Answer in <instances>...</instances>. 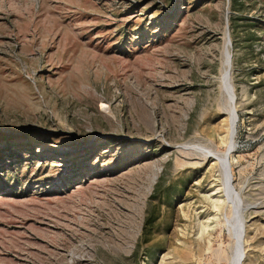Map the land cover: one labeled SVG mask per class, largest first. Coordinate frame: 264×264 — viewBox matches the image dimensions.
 Wrapping results in <instances>:
<instances>
[{
  "label": "rangeland",
  "instance_id": "obj_1",
  "mask_svg": "<svg viewBox=\"0 0 264 264\" xmlns=\"http://www.w3.org/2000/svg\"><path fill=\"white\" fill-rule=\"evenodd\" d=\"M241 215L264 264V0H0V264H234Z\"/></svg>",
  "mask_w": 264,
  "mask_h": 264
},
{
  "label": "bare ground",
  "instance_id": "obj_2",
  "mask_svg": "<svg viewBox=\"0 0 264 264\" xmlns=\"http://www.w3.org/2000/svg\"><path fill=\"white\" fill-rule=\"evenodd\" d=\"M228 89H229V92H230V113H229V115H230V118H231L229 132L227 134L228 148H227L226 153H224L223 157L221 156V154L218 155V156L214 155V156H217L218 159L213 156V158L216 159V160H219L222 157L221 161H222V167H223L224 176H225L224 186L226 187V194H227L228 199L226 198L225 200H223L222 198L219 197L216 200H214V202H213L214 206L217 207V208L218 207H223L224 204L227 203V200H229V197H231V198L235 197V199H236V194H237L235 192V188H234L233 183H232V175H231V171H232L231 168L232 167H231V162H230V158H231L232 154L234 153V150H235V147H236V145H235V143H236L235 142V135H236V125H237V110H236L235 105L233 106V104H235V101H234V96L231 94V88L229 87ZM211 154H213V152ZM208 155H209V153L207 155H205V157L208 158ZM219 190L220 189H216L215 191L218 192ZM230 201L232 202V199ZM238 207L239 206H237V208ZM238 216H239V214H238ZM235 223H234L235 225H234V228H233V232H234V237L236 239L237 254L235 252L236 257H235L234 264H241V261H242V258H243V252H244V250H242V248H243V245H244L243 243H244V235L246 233L245 229H246L247 221L243 217V215H241V217Z\"/></svg>",
  "mask_w": 264,
  "mask_h": 264
},
{
  "label": "water",
  "instance_id": "obj_3",
  "mask_svg": "<svg viewBox=\"0 0 264 264\" xmlns=\"http://www.w3.org/2000/svg\"><path fill=\"white\" fill-rule=\"evenodd\" d=\"M231 94L234 96V101H236V97H235V94L233 92V89L231 88Z\"/></svg>",
  "mask_w": 264,
  "mask_h": 264
}]
</instances>
